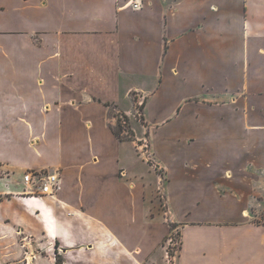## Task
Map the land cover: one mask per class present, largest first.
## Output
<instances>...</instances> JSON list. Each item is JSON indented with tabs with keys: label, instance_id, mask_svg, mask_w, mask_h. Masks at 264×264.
Masks as SVG:
<instances>
[{
	"label": "crops",
	"instance_id": "1",
	"mask_svg": "<svg viewBox=\"0 0 264 264\" xmlns=\"http://www.w3.org/2000/svg\"><path fill=\"white\" fill-rule=\"evenodd\" d=\"M131 1L0 0V264H264V0Z\"/></svg>",
	"mask_w": 264,
	"mask_h": 264
},
{
	"label": "rangeland",
	"instance_id": "2",
	"mask_svg": "<svg viewBox=\"0 0 264 264\" xmlns=\"http://www.w3.org/2000/svg\"><path fill=\"white\" fill-rule=\"evenodd\" d=\"M136 100L138 98L134 97ZM143 106L139 105L138 106V111L136 113V116L138 117L139 121L142 123V119H143V112H142ZM115 116L116 119V125H115V129L118 130V124H121L122 126H124L125 131L128 132L129 130L133 133V129H132V125L130 122V119L127 116H123L121 114H118L116 112H114L113 114ZM128 122V124H127ZM134 128H135V123L133 124ZM124 132L123 137L124 138H128V133ZM133 140H135L134 138V134H133ZM139 150L141 151V155H143L146 160L149 162V164H153V166H155V162L153 160V156L152 153L150 151V143L147 137H145L144 140L137 142ZM158 172L159 169H158ZM161 173V172H160ZM28 244L30 245L28 247V254H34L37 255L41 252V248L38 246V244L36 242H28ZM163 247L166 251V254L163 256L164 260V264H175V257L178 254V250L181 247V228L177 227L172 233H170L167 236V239L164 241L163 243ZM172 254L174 255V257L172 256ZM174 259V260H173ZM182 264L184 262V258H182ZM19 264H29L27 261L25 263H19ZM32 264V263H31Z\"/></svg>",
	"mask_w": 264,
	"mask_h": 264
},
{
	"label": "built area",
	"instance_id": "3",
	"mask_svg": "<svg viewBox=\"0 0 264 264\" xmlns=\"http://www.w3.org/2000/svg\"><path fill=\"white\" fill-rule=\"evenodd\" d=\"M144 0H132L129 3V6L133 8V10H140L143 6ZM36 178V174L28 173L25 175L24 181L26 185L25 193L30 196H52L54 197L57 191L60 188V180L58 174H46L43 177H37V181L39 183L38 193L34 190V179ZM10 196L9 193L6 195H0V202L3 197Z\"/></svg>",
	"mask_w": 264,
	"mask_h": 264
},
{
	"label": "trees",
	"instance_id": "4",
	"mask_svg": "<svg viewBox=\"0 0 264 264\" xmlns=\"http://www.w3.org/2000/svg\"><path fill=\"white\" fill-rule=\"evenodd\" d=\"M128 124V122H127ZM125 131V128L124 126H122L121 124H118V130H114V134L115 136L117 137V139L121 142H127V141H133V133L129 130L128 132V138H124L122 134H124ZM177 228L176 225H172L171 227V233ZM56 262L55 264H66L65 261L62 259V257L58 254V249H59V244L56 245ZM181 247L179 248L178 252L180 251ZM172 256L174 257V255L172 254Z\"/></svg>",
	"mask_w": 264,
	"mask_h": 264
}]
</instances>
